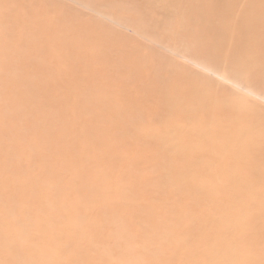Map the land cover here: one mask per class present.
<instances>
[{
  "label": "rangeland",
  "instance_id": "obj_1",
  "mask_svg": "<svg viewBox=\"0 0 264 264\" xmlns=\"http://www.w3.org/2000/svg\"><path fill=\"white\" fill-rule=\"evenodd\" d=\"M235 253L264 264V0H0V264Z\"/></svg>",
  "mask_w": 264,
  "mask_h": 264
},
{
  "label": "bare ground",
  "instance_id": "obj_2",
  "mask_svg": "<svg viewBox=\"0 0 264 264\" xmlns=\"http://www.w3.org/2000/svg\"><path fill=\"white\" fill-rule=\"evenodd\" d=\"M183 177V176H182ZM214 210V208H211V209H205L204 208V214H207V213H210ZM236 219H241L242 218V215H240V213H237L235 215ZM145 220L143 221V227L147 230V234H146V239L149 240V241H152L153 242H157L158 239H160L161 237L164 236L165 233H167L166 231H163V230H157V229H154L151 225V226H148L150 225L148 223V221L150 223H152L149 219V217H147V215L145 214ZM182 218V216L180 214H178L177 216H175V223L176 221L180 220ZM181 221V220H180ZM147 222V223H146ZM177 224V223H176ZM234 221L232 219H230V222L227 224L228 227H227V231H230L231 229H233V226H234ZM210 225H211V221H210ZM169 231L173 232L174 230H178L177 228H173V227H170V229H168ZM205 230V229H204ZM146 232V231H145ZM165 232V233H164ZM194 235V230H192V232L190 234H185V235H180L178 234L176 237L178 239H182L184 240V244H186L188 242L189 245H191L190 243H192L193 241L191 240V237ZM166 237V236H165ZM186 237L188 238V240L186 239ZM193 238V237H192ZM191 240V241H190ZM190 242V243H189ZM202 243V242H201ZM207 244L209 245V241L207 240ZM187 245V246H189ZM195 245V244H194ZM199 245V244H198ZM201 245V244H200ZM197 246V245H196ZM191 247V246H190ZM192 248V247H191ZM201 248V246H200ZM199 254V252H198ZM221 254V253H220ZM193 255V254H192ZM195 255V254H194ZM222 255V254H221ZM205 256V255H204ZM238 257L239 255L238 254H234V255H223V257L221 258L223 261H224V264H234L237 260H238ZM124 259V258H123ZM125 261V260H124ZM130 263V262H129ZM197 264V263H195Z\"/></svg>",
  "mask_w": 264,
  "mask_h": 264
}]
</instances>
